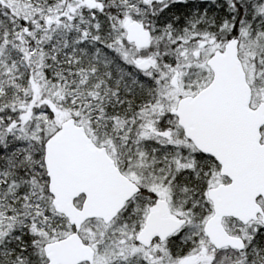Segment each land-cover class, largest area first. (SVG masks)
Listing matches in <instances>:
<instances>
[{"label": "snow or ice", "instance_id": "1", "mask_svg": "<svg viewBox=\"0 0 264 264\" xmlns=\"http://www.w3.org/2000/svg\"><path fill=\"white\" fill-rule=\"evenodd\" d=\"M0 264H264V0H0Z\"/></svg>", "mask_w": 264, "mask_h": 264}]
</instances>
